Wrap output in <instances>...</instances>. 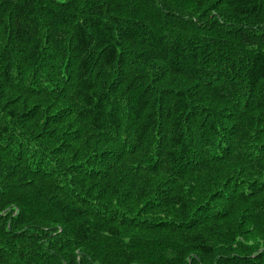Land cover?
Masks as SVG:
<instances>
[{"label":"trees","instance_id":"1","mask_svg":"<svg viewBox=\"0 0 264 264\" xmlns=\"http://www.w3.org/2000/svg\"><path fill=\"white\" fill-rule=\"evenodd\" d=\"M0 264H264V0H0Z\"/></svg>","mask_w":264,"mask_h":264},{"label":"bare ground","instance_id":"2","mask_svg":"<svg viewBox=\"0 0 264 264\" xmlns=\"http://www.w3.org/2000/svg\"><path fill=\"white\" fill-rule=\"evenodd\" d=\"M112 27V26H111ZM140 34V33H139ZM149 34V33H148ZM149 36V35H148ZM144 43V42H143ZM149 132V131H148Z\"/></svg>","mask_w":264,"mask_h":264}]
</instances>
